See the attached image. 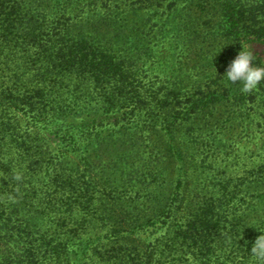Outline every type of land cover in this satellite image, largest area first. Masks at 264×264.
I'll return each instance as SVG.
<instances>
[{"label": "trees", "instance_id": "trees-1", "mask_svg": "<svg viewBox=\"0 0 264 264\" xmlns=\"http://www.w3.org/2000/svg\"><path fill=\"white\" fill-rule=\"evenodd\" d=\"M159 1L0 0V124L10 120L15 129L26 127L30 138L56 131L62 144L42 183L37 172L28 178L30 170L18 158L29 160L32 148L0 146V264H250L237 256H213L228 240L248 238L254 244L264 220L262 228L248 230L254 238L244 233L247 219L225 234L230 220L220 211L226 204L244 205L245 197L230 194V187L213 177L200 140L193 147L203 155L197 164L179 141L180 131L201 117L205 98L215 102L222 94L203 85L192 91L179 83L176 73L184 67L176 66L178 72L169 77V67L158 65L154 48L161 39L156 37L165 34L174 16L163 19ZM169 2L172 9L178 0ZM182 2L201 17L213 16L218 7L220 19L210 25L214 34L228 23L227 34L239 42L264 43V0ZM173 20L179 23L178 15ZM175 28L173 41L180 40L171 46L184 50L180 44L187 43V33L181 25ZM201 65L194 61L186 70ZM228 91L243 102L252 97L238 84ZM108 123L139 127L150 141L149 159L126 176V195L110 196L109 209L106 175L95 188L82 178L89 161H73L92 139L93 126ZM115 162L119 171L121 161ZM197 175L209 189L192 187ZM158 188H169V195L152 197ZM221 190L226 192L218 195ZM40 219L44 232L37 229Z\"/></svg>", "mask_w": 264, "mask_h": 264}, {"label": "rangeland", "instance_id": "rangeland-1", "mask_svg": "<svg viewBox=\"0 0 264 264\" xmlns=\"http://www.w3.org/2000/svg\"><path fill=\"white\" fill-rule=\"evenodd\" d=\"M169 1H159L160 4L158 5H161V12L165 13L160 16L165 19L167 15L174 13V16L178 15L179 23L177 20H173V16L172 21L166 25L168 30L165 34L157 35L156 38L161 39L159 43L154 42V44L156 43L154 50L159 57L158 65L168 66L170 70L167 69L169 70L167 74L171 77V75H175V72H178L176 66L184 67L186 70L188 65H193L194 61L195 64L196 61H200L202 65L199 67H203V69H189V71L183 70L176 73L179 83L185 82L192 91H196L199 85H203L207 91L218 89L220 95L222 94V97L215 102H210L208 101L209 98H205L204 103L206 102V105L204 112L200 115L201 117L195 118L194 116L191 120L194 125L187 126L180 131L179 141L190 149L192 154L190 158L194 164H197L198 159L203 155L197 156L195 154L197 150L193 147L200 140L203 148L207 150L206 161L210 165L209 167L214 170L212 172L213 177H217L227 184L231 190L230 194L245 197L244 205L229 206L226 204L223 212L220 211L222 215L226 214L227 219L230 220L227 223V228H223V232L230 235L233 225H236L240 219H247V229L245 228L244 233L254 238L249 231L262 228L263 226L260 224L261 220H264V83L252 92V97H246L244 102L234 98L233 94H229L228 90L233 84L224 80L226 68L244 43L239 42V38L234 37L233 34H227L228 23L226 29L216 34H214V30L210 29V25H214V22L216 23L217 19H220L221 14L218 7L216 11H213V16L211 13L210 16L201 17L199 9L197 12L193 8L194 6L182 2V0H178L172 9H167ZM173 1L175 2V0ZM121 7L123 8L125 5ZM123 23L124 21L121 20L119 25L121 26ZM177 25L183 26L184 32L187 33V43L180 44L184 50L171 46L180 40L173 41L178 38L175 28ZM205 29L206 32L203 34L201 30ZM168 35L171 36L168 37ZM220 35L224 37L222 38ZM111 36L112 32L108 25V39ZM147 38V40L150 39ZM248 44L256 52H259L261 57H264V43L250 42ZM140 57V54L136 55V58ZM190 62L192 64H188ZM19 114L18 116L22 117L23 124L26 126L27 118L21 113ZM8 122L10 120L6 121L5 124H0V146L5 150L16 147H21V150L32 148L35 155L29 160H27V156L18 158L28 166L30 170L28 178L30 175H36L37 172L39 174L37 183H42L46 165L51 161V158L57 157L58 150L62 145L61 134L56 131L55 133L44 131V133L30 138V133L26 127L21 126V129H15ZM93 130L92 139L88 142H82V153L75 155L73 161L81 162L84 159L89 161L91 168L86 169V166H83L84 177L82 178L95 188L98 186L100 178L106 175L105 180L108 183V195L106 194V196H108L109 209L111 207L110 196L123 197L126 195L127 188L130 187L125 182L126 176L149 159L150 149L147 143L150 141L142 136L141 128L123 123L93 126ZM77 131L82 134L83 129ZM137 149H140L139 154ZM113 157H115L114 161L112 160ZM115 161H121V164L117 165L121 167L119 171L115 169ZM2 174L3 170L0 168V180L3 178ZM191 178L192 187L209 189L205 178H201L200 175ZM200 181L203 182L202 186L197 185L200 184ZM110 187H113L116 192L110 193L112 191ZM44 188L43 185L40 190L43 192ZM225 192L226 190H221L218 195ZM151 195L165 199L164 197L169 195V188L154 189ZM13 207L11 209L15 208ZM119 207L118 211L121 212L124 208L121 205ZM257 209L256 214L254 212ZM34 223H37V220ZM39 228L42 232L46 228L45 225L43 227L41 219L37 226L38 230H40ZM148 235L150 236L151 233L148 232ZM153 239L150 237L146 242L150 244ZM237 240L236 242L228 240L226 244L220 241L221 245L218 246V251L213 256H220V259L224 260H230V258L237 256L238 260L242 259L250 264H264L260 259L257 263L254 262V255L251 253L253 246L251 239L244 238L242 240L239 237Z\"/></svg>", "mask_w": 264, "mask_h": 264}, {"label": "clouds", "instance_id": "clouds-1", "mask_svg": "<svg viewBox=\"0 0 264 264\" xmlns=\"http://www.w3.org/2000/svg\"><path fill=\"white\" fill-rule=\"evenodd\" d=\"M224 80L238 84L241 92L251 93L264 83V57L251 45L244 43L241 50L226 68ZM259 235L251 248L254 257L264 259V231Z\"/></svg>", "mask_w": 264, "mask_h": 264}]
</instances>
